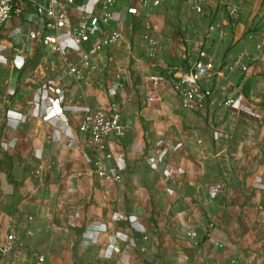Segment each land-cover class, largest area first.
Instances as JSON below:
<instances>
[{"label":"crops","instance_id":"crops-1","mask_svg":"<svg viewBox=\"0 0 264 264\" xmlns=\"http://www.w3.org/2000/svg\"><path fill=\"white\" fill-rule=\"evenodd\" d=\"M101 1L76 0L70 25L98 15ZM159 1L120 0L111 28L121 41L81 83L60 55L29 44L22 19L0 31V246L9 233L71 236L110 264H264V0ZM201 49L223 73L205 82L207 108L192 113L150 78L189 71ZM90 108L121 117L109 139L119 183L94 173L103 155L79 132Z\"/></svg>","mask_w":264,"mask_h":264},{"label":"built area","instance_id":"built-area-1","mask_svg":"<svg viewBox=\"0 0 264 264\" xmlns=\"http://www.w3.org/2000/svg\"><path fill=\"white\" fill-rule=\"evenodd\" d=\"M144 7H159V0H135ZM76 0H0V31L13 18L22 19L32 30L28 32L30 45L38 49H51L64 60L69 77L77 82H83L87 75L97 70L98 62L103 58L108 48L121 41L118 32L112 30L115 9L120 0H102L101 11L98 15L87 13L83 15L78 25H70L68 9L75 6ZM198 13H202V5H196ZM127 14L131 18L140 16L137 8L131 7ZM213 30V28H210ZM69 40L76 53L80 56L78 63L69 60V50L63 43ZM97 41L89 49L85 45ZM146 40L149 45L156 46L151 37V27L147 26ZM235 71L232 66L228 69ZM241 70L246 73L248 65H241ZM217 71L215 56L207 49H201L198 56L187 72L170 70L165 74H157L150 78L154 87L169 84L182 102L185 109L192 113L204 111L214 96V90L206 87L205 82L215 75L222 74ZM119 81H127L124 73L116 76ZM154 101L153 98L149 99ZM234 100H228L227 105H233ZM121 117L115 108L111 112L103 109L90 108L79 126V132L87 139V146L103 155L94 166V173L101 179L121 182L120 166L115 164V157L109 148V139L121 131ZM107 162H113V172ZM16 237L8 234L5 243L0 246V264H7L6 258L14 250ZM148 240V238H146ZM36 264H48L44 256H38Z\"/></svg>","mask_w":264,"mask_h":264},{"label":"rangeland","instance_id":"rangeland-1","mask_svg":"<svg viewBox=\"0 0 264 264\" xmlns=\"http://www.w3.org/2000/svg\"><path fill=\"white\" fill-rule=\"evenodd\" d=\"M254 41L255 39L252 40V42ZM55 242H58L60 245L67 244L68 247H64V249L69 250H71L70 245L73 242L77 252L60 253L55 248ZM51 244L53 246L50 248ZM88 247L87 240L82 238L75 239L68 236L65 238L50 237L45 240V238L39 239L36 236L34 238L30 236L27 240H16L15 248L8 255L9 258H6V262L7 264H36L37 257L44 256L48 264H61V261L68 264H110L103 262L99 258L98 249L93 251Z\"/></svg>","mask_w":264,"mask_h":264}]
</instances>
